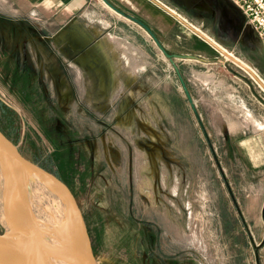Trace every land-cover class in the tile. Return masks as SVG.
<instances>
[{
    "label": "rangeland",
    "instance_id": "1",
    "mask_svg": "<svg viewBox=\"0 0 264 264\" xmlns=\"http://www.w3.org/2000/svg\"><path fill=\"white\" fill-rule=\"evenodd\" d=\"M90 1L0 0L1 131L71 188L98 264H264V77Z\"/></svg>",
    "mask_w": 264,
    "mask_h": 264
},
{
    "label": "crops",
    "instance_id": "2",
    "mask_svg": "<svg viewBox=\"0 0 264 264\" xmlns=\"http://www.w3.org/2000/svg\"><path fill=\"white\" fill-rule=\"evenodd\" d=\"M102 1L121 17L133 21L132 23H135V25L139 24L128 16L119 13L104 0ZM107 1L126 14L143 21L164 42L171 35V29L181 24L190 32V37H192V34L198 36L204 43L219 50L220 53H222L220 48L224 51H233L236 46L241 44L246 48L255 68L253 69L247 63L245 64L257 77L258 74L255 70H258L264 77V37L258 35L233 0ZM24 2L29 4L30 7L39 6L46 11L49 7L54 6L50 9L70 8L81 12L87 10L91 3L90 0H24ZM141 27L143 26L141 25ZM144 30L146 29L144 28ZM146 33L151 36L147 30ZM262 79L264 80V78ZM261 82L263 81L261 80ZM249 149H244L247 155L250 153ZM255 150L261 155L257 148H252V153Z\"/></svg>",
    "mask_w": 264,
    "mask_h": 264
},
{
    "label": "bare ground",
    "instance_id": "3",
    "mask_svg": "<svg viewBox=\"0 0 264 264\" xmlns=\"http://www.w3.org/2000/svg\"><path fill=\"white\" fill-rule=\"evenodd\" d=\"M225 52L254 74L245 62ZM2 169L0 166V211L6 234L0 238V263L9 257L19 262L22 254L28 264H79L81 260L69 239L66 204L58 193L40 184L32 195L25 176L9 167L5 177ZM19 248L21 252L16 250Z\"/></svg>",
    "mask_w": 264,
    "mask_h": 264
},
{
    "label": "water",
    "instance_id": "4",
    "mask_svg": "<svg viewBox=\"0 0 264 264\" xmlns=\"http://www.w3.org/2000/svg\"><path fill=\"white\" fill-rule=\"evenodd\" d=\"M104 1L112 8L117 10L119 13L128 16L132 20L142 25L151 34V36L154 38L158 46L163 51H165L158 38L155 36V34L146 24H144L137 18H134L129 14H126L122 10L116 8L109 1L107 0ZM167 55L170 56L169 54ZM181 81L183 87L186 90L187 97L189 98L190 102H192L191 95L182 78ZM0 166L3 168L2 170L5 177H6L7 168L9 169V167H12L21 175L25 176L26 182L29 185V189H30L29 191L32 195L34 190L38 186H40V184H45L46 186L51 187L53 190H55L58 193V196H60L64 201V203L66 204L67 212L69 215V224H68L70 228L69 239L71 241L70 243L72 244L73 249H75V251H77L79 255V258L81 260L79 264H98L95 254L93 252V247L85 218L71 188L54 173L43 168L42 166L36 164L35 162L31 161L30 159L22 155L20 151L17 149V147L11 142V140H9L6 137V135L1 131V129H0ZM5 232L3 234H0L1 239L4 238ZM10 243L12 244V240H10ZM7 249H8L7 253L11 255L9 248ZM16 250L21 252L20 248L19 250L18 249ZM14 255L15 257H18V254H14ZM21 255H19L21 258L19 262L18 260L14 261L15 260L14 258L13 260L11 259V257H9L7 261L0 264H28L24 256Z\"/></svg>",
    "mask_w": 264,
    "mask_h": 264
},
{
    "label": "built area",
    "instance_id": "5",
    "mask_svg": "<svg viewBox=\"0 0 264 264\" xmlns=\"http://www.w3.org/2000/svg\"><path fill=\"white\" fill-rule=\"evenodd\" d=\"M260 37H264V0H233Z\"/></svg>",
    "mask_w": 264,
    "mask_h": 264
},
{
    "label": "flooded vegetation",
    "instance_id": "6",
    "mask_svg": "<svg viewBox=\"0 0 264 264\" xmlns=\"http://www.w3.org/2000/svg\"><path fill=\"white\" fill-rule=\"evenodd\" d=\"M139 20V19H138ZM141 21V20H140ZM141 22H143V21H141ZM144 23V22H143ZM145 24V23H144Z\"/></svg>",
    "mask_w": 264,
    "mask_h": 264
}]
</instances>
